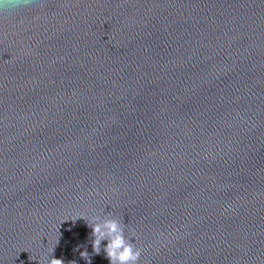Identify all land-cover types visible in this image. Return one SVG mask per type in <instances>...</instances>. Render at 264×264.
Masks as SVG:
<instances>
[{"label":"water","instance_id":"95a60500","mask_svg":"<svg viewBox=\"0 0 264 264\" xmlns=\"http://www.w3.org/2000/svg\"><path fill=\"white\" fill-rule=\"evenodd\" d=\"M91 217L139 264H264V0L0 7V264H109Z\"/></svg>","mask_w":264,"mask_h":264},{"label":"clouds","instance_id":"9594fccd","mask_svg":"<svg viewBox=\"0 0 264 264\" xmlns=\"http://www.w3.org/2000/svg\"><path fill=\"white\" fill-rule=\"evenodd\" d=\"M29 0H0V7H16L26 5ZM77 219H85L83 216L76 217ZM97 217H91L87 220V226L91 229V245L94 255L101 254L102 241H107L106 247L103 248L105 253L104 258L109 261V264H139L142 251L131 238L125 236V224L115 218H109L102 223L96 222ZM64 222V221H62ZM129 231H132L129 229ZM135 233L133 232V238ZM83 247V245H81ZM81 258L91 264L89 253L85 250L80 253ZM48 264H63L62 260L52 259Z\"/></svg>","mask_w":264,"mask_h":264}]
</instances>
